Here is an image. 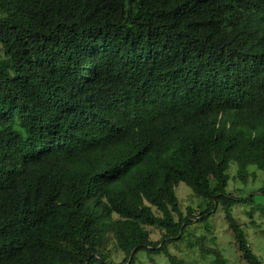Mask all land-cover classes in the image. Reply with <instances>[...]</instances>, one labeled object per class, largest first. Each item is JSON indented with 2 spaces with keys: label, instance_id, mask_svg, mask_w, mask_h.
Returning a JSON list of instances; mask_svg holds the SVG:
<instances>
[{
  "label": "trees",
  "instance_id": "16d2710c",
  "mask_svg": "<svg viewBox=\"0 0 264 264\" xmlns=\"http://www.w3.org/2000/svg\"><path fill=\"white\" fill-rule=\"evenodd\" d=\"M137 6L0 0V264H186L170 250L186 236L233 264L193 228L214 233L218 209L239 264H264L234 214L264 185L230 189L264 170V0Z\"/></svg>",
  "mask_w": 264,
  "mask_h": 264
},
{
  "label": "rangeland",
  "instance_id": "374dc122",
  "mask_svg": "<svg viewBox=\"0 0 264 264\" xmlns=\"http://www.w3.org/2000/svg\"><path fill=\"white\" fill-rule=\"evenodd\" d=\"M99 3L104 11V13L111 18H123L127 15L133 14L137 11V0H99ZM3 54L2 45L0 43V55ZM252 171H255V167H251ZM209 166L206 161H201L199 165V172H208ZM236 174L235 169L232 171V175ZM256 177V178H255ZM255 179L252 178L248 185L242 184L239 181H232L230 184L231 191L242 196L248 195L250 192L258 191L264 185V170L257 169ZM177 194L181 200L183 209L189 205L196 207V204L200 201L198 198H191L192 189L185 183H181L177 188ZM257 203L254 206L251 204L244 206L234 207V214L240 218L241 221L249 223L254 221L255 223L249 228L250 243L253 249L264 259V196L261 194L256 195ZM254 208V209H253ZM252 211V213H250ZM251 215H250V214ZM215 218V219H214ZM214 219V221H213ZM210 222L214 223L216 227L214 233H208L204 230L201 224L194 225L196 232L198 234H206L209 240L213 235L218 237L220 246L224 255L230 259V263L239 264L238 249L233 244V236L229 232L227 225L224 221L223 212L218 209L211 217ZM155 239H160L161 234L156 231L153 234ZM188 236L185 239L178 241L177 243L170 244V250L183 258L186 264H215L212 261V257L204 260L201 252L198 248H189L187 242ZM209 246L216 247V244L209 242ZM219 246V247H220ZM111 258L117 262H121L125 258V254L121 251L115 250L113 244L110 245ZM147 255L145 251H142L138 255V264H170L168 258L163 254Z\"/></svg>",
  "mask_w": 264,
  "mask_h": 264
}]
</instances>
